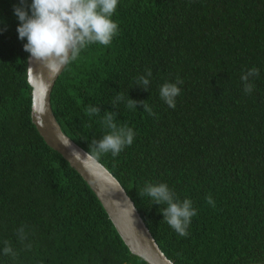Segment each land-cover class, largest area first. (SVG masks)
Instances as JSON below:
<instances>
[{
  "label": "trees",
  "instance_id": "16d2710c",
  "mask_svg": "<svg viewBox=\"0 0 264 264\" xmlns=\"http://www.w3.org/2000/svg\"><path fill=\"white\" fill-rule=\"evenodd\" d=\"M19 2L0 0V264H148L32 122ZM112 19L120 29L112 43L89 45L56 81L51 101L63 131L89 151L107 132L105 111L134 130L118 156L97 159L175 264H264V0H119ZM253 67L259 76L247 94L241 76ZM146 69L147 91L137 86ZM178 76L184 83L172 109L159 93ZM121 92L156 115L142 104L128 109L126 100L114 107ZM89 104L100 116L85 115ZM147 183H166L192 201L187 236L163 220L167 205L138 194ZM5 241L15 258L3 253Z\"/></svg>",
  "mask_w": 264,
  "mask_h": 264
},
{
  "label": "clouds",
  "instance_id": "9594fccd",
  "mask_svg": "<svg viewBox=\"0 0 264 264\" xmlns=\"http://www.w3.org/2000/svg\"><path fill=\"white\" fill-rule=\"evenodd\" d=\"M119 5V0H20L14 6V15L20 21L17 32L20 40H25L24 51L30 54L29 61L33 60L45 65L51 72H57L67 64L76 61L82 50L89 45L99 43L109 46L113 39L119 35V23L112 19ZM6 31V28L3 29ZM259 76V69L253 67L248 69L242 76L244 92L251 94L254 84L251 78ZM151 69H146V74L137 78V86L149 90ZM35 77L31 68L28 70V83L32 85ZM184 81L178 76L175 83H164L160 88V97L172 109L176 108V98L181 94ZM126 107L136 110L138 104H142L144 111L155 116L152 107L146 101H136L125 98L121 92L113 100L115 107L119 102H125ZM40 111H44L43 106ZM88 117L100 116L99 106L89 104L84 108ZM117 113L105 111L100 123L107 132L99 140H92L88 152L73 147V155L77 158L83 154L87 158L96 159L101 154L111 153L113 157L118 156L125 147L130 146L136 133L127 124L118 125ZM63 144L69 141L60 137ZM141 197H150L154 204L167 205L161 210L164 221L174 229L180 236H187V229L192 217L197 215L190 199L181 201L176 193L166 183H147L138 193ZM130 199V198H129ZM207 203L215 207L212 196L206 197ZM21 241L27 240L25 228L18 229ZM3 253L13 258L17 253L8 241L4 242ZM28 249L31 244L26 245Z\"/></svg>",
  "mask_w": 264,
  "mask_h": 264
},
{
  "label": "water",
  "instance_id": "95a60500",
  "mask_svg": "<svg viewBox=\"0 0 264 264\" xmlns=\"http://www.w3.org/2000/svg\"><path fill=\"white\" fill-rule=\"evenodd\" d=\"M65 67L51 72L44 64L35 60L30 62L28 58V70L31 68L35 77L34 83L30 85L31 118L38 133L88 183L132 254L141 257L148 264H175L157 243L121 182L97 158H87L83 154L77 158L73 155V147L82 152L88 151L63 131L53 112L51 101L56 81ZM41 106L44 111H40ZM61 136L69 141L68 145L61 142Z\"/></svg>",
  "mask_w": 264,
  "mask_h": 264
}]
</instances>
